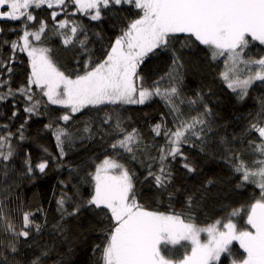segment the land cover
Instances as JSON below:
<instances>
[{
    "label": "snow or ice",
    "instance_id": "1",
    "mask_svg": "<svg viewBox=\"0 0 264 264\" xmlns=\"http://www.w3.org/2000/svg\"><path fill=\"white\" fill-rule=\"evenodd\" d=\"M44 8L52 10L50 30L48 20L38 18L33 11ZM123 10L134 18L107 46L102 58L74 57L75 66L62 70L55 51L46 46L48 31L61 38L65 49L79 45L80 50L88 51V32L74 18L80 14L100 21L110 11ZM16 21L20 22L19 29L10 31L18 32L17 38L0 40V48L7 46L10 50L8 57H0V103L12 100L10 121L18 116L17 104L21 102L26 116L15 131L10 123H0V264H16L5 253L16 254L21 238L27 243L33 232L40 233L47 224L46 218L44 224L37 223L36 212L23 210L18 203L14 209L8 207L10 199L16 203L19 197L11 196L15 185L7 184V178L19 146L27 140L26 126L32 117L45 115L49 105L67 110L44 125L55 138L58 157L47 148L43 151L57 167L65 166L66 145L70 148L77 140L96 136L101 140L117 137L107 145L112 153L81 178L91 185L89 195L85 198L74 185L71 195L64 191L56 201L60 219L52 225L54 233L66 238L68 219H79L82 209H88L106 223L102 243L93 249L99 253L97 264H264V119L250 123L247 130L258 136L259 142L248 140L258 158L245 160L234 149H227L226 155L233 172L240 174L236 187L254 185L259 197L212 223L197 222L193 213L199 201L194 194H185L186 208L181 211L150 210L141 202L143 194L137 190L136 173L121 162L124 154L133 161L139 157L147 170V187L154 188L157 197L166 195L171 208L180 191L174 187V162L179 159L183 169L194 173L196 168L183 146L205 152L213 132L212 109L204 92L198 91L194 97L183 93L187 69L183 53L203 48L210 65L222 58L220 79L239 100H244L255 82H264V56L254 58L247 51L253 42L264 45V0H0V22ZM3 31L0 27V34ZM19 53L26 54L29 72L26 81L14 88ZM164 56L169 61L168 70L152 78L145 71L147 62ZM155 97L165 103L172 125L169 127L162 115L151 131L164 142L145 145L138 129L124 126L118 109L143 105ZM181 106L188 109L187 114ZM261 108L264 115V103ZM85 109L105 112L99 128L88 122L83 129L73 131L70 122ZM221 143L226 145L228 141L221 138ZM153 150L158 155H151ZM24 165L25 174L31 178L36 171L45 173L49 160L42 159L33 166L30 154L25 153ZM61 184L67 189L64 181ZM13 211L20 214L19 226L11 215ZM236 244L242 253H237ZM31 264H42L41 258L36 257Z\"/></svg>",
    "mask_w": 264,
    "mask_h": 264
},
{
    "label": "trees",
    "instance_id": "2",
    "mask_svg": "<svg viewBox=\"0 0 264 264\" xmlns=\"http://www.w3.org/2000/svg\"><path fill=\"white\" fill-rule=\"evenodd\" d=\"M33 11L38 18L48 20L50 30L52 27L50 12L52 10L44 8ZM62 18L63 16L57 19ZM132 18L134 17L127 10L110 11L100 21H91L86 16L78 14L74 19L81 22L88 32L89 43L86 46L88 51L80 50L79 45L76 48L65 49L60 42L61 38L52 35L50 31H48L46 46L55 51L59 63L63 65L62 70H71L75 66L74 57H80L82 60L87 59L89 55L98 59L102 58V53L107 46ZM0 27L4 29L0 34V40L12 41L17 38L18 32H12L10 29H19L20 22H0ZM247 51L248 55L254 58L264 56V46L258 42H253ZM9 54L10 50L7 46L0 48V57L6 58ZM183 60L187 65L183 85L184 95L194 97L196 92L202 90L212 109L213 132L209 134L210 142L206 151L201 152L199 147L183 146V151L195 166L196 171L189 174L186 169L181 167L179 159L174 162V187L180 191L170 208L166 195L157 197L156 190L147 187V182L144 181L147 170L141 166L139 157L138 160L133 161L127 154H124L125 159L121 162L136 173L139 180L136 187L143 194L141 202L150 210L181 211L186 208L185 194H194L199 204L193 215L199 224L205 225L222 218L233 208L250 204L259 197V189L254 185L245 184L241 188L236 187L240 182V174L233 172L226 155L227 149H234L240 152L241 158L245 160L250 157L258 158V154L254 155L248 144L249 139L259 142L258 136L254 132L249 134L247 130L250 123L257 119H264L261 108L264 103V82H255L249 89L248 96L241 101L219 77V73L224 71L222 58L210 65L204 54V49L201 48L200 50H185ZM168 64L166 56L159 59L153 58L147 62L145 71L152 78H156L164 75L168 70ZM14 69L12 86L15 88L26 81L29 72L26 54H17ZM209 89H211L210 93ZM23 106V102L17 104L18 116L10 121L9 117L14 110L12 100L0 103V123H10L11 130L15 131L26 116ZM181 107L187 114L188 109L185 106ZM65 111L67 110L60 106L49 105L45 115L32 117L26 126L27 140L19 146L18 155L11 164L13 171L9 173L7 184L15 185L11 196L13 198L18 196L19 200L13 203L10 199L8 207L14 209L18 203L23 210L36 212L37 223L44 224L46 218L47 224L40 233L33 232L27 243L24 242V238H21L18 246L19 251L16 254L5 253L10 262L14 259L16 264H31V261L39 256L42 264H97L99 253L94 252L93 249L103 240L102 229L106 227V223L102 222V216H97L95 212L88 209H82L79 219L71 217L68 219L65 225L67 228L66 238L59 233H54L51 229L52 225L60 219L56 201L61 197L62 192L67 191L71 195L75 185L86 198L91 192V185L83 183L81 178L85 177L88 172L94 171L95 164L112 153L107 145L117 137L108 136L101 140L100 136H96L94 139L77 140L70 148L66 145L68 154L63 160L65 166L57 167L51 161V157L43 151L44 148H47L51 154L58 157L55 138L50 131L44 129V125L50 120L56 121ZM118 111L126 128L134 127L140 131L145 145L164 142L162 137H155L152 133L151 122L153 120L161 119L163 115L168 126L172 125V116L168 115V108L159 97H155L143 105H125ZM104 115L105 112L98 113L96 110L85 109L81 113L75 114L74 121L70 122L73 125L72 130L83 129L88 122H93V128H99L100 117ZM60 123L63 124L62 121ZM221 138H225L228 143L226 145L221 143ZM25 153L30 154L33 166L42 159H48L49 167L45 173L36 171L31 178L26 175ZM151 155L156 156L158 153L153 150ZM70 168L75 171L70 172ZM208 180H212L213 183L208 184ZM61 181L68 185L67 189L61 184ZM38 208L42 211L37 212ZM11 215L19 226L20 214L13 211ZM239 223L243 226L242 219ZM234 248L237 253H242L238 244L234 245ZM42 251H47L48 255L42 256ZM182 251V249L179 250L180 253Z\"/></svg>",
    "mask_w": 264,
    "mask_h": 264
},
{
    "label": "rangeland",
    "instance_id": "3",
    "mask_svg": "<svg viewBox=\"0 0 264 264\" xmlns=\"http://www.w3.org/2000/svg\"><path fill=\"white\" fill-rule=\"evenodd\" d=\"M264 46V45H263ZM161 122V119L160 118H157V119H155V120H153L152 122H151V125H154V124H156V123H160Z\"/></svg>",
    "mask_w": 264,
    "mask_h": 264
}]
</instances>
